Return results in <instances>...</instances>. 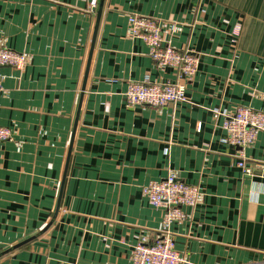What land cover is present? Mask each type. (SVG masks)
I'll return each mask as SVG.
<instances>
[{
    "label": "crops",
    "instance_id": "1",
    "mask_svg": "<svg viewBox=\"0 0 264 264\" xmlns=\"http://www.w3.org/2000/svg\"><path fill=\"white\" fill-rule=\"evenodd\" d=\"M100 1L0 0V45L30 55L1 68L0 264H132L166 213L143 187L170 173L201 191L170 227L185 264H264V172L238 166L264 163V130L240 149L223 128L264 112V0H104L88 65ZM134 14L199 55L186 101L127 106L132 81H182L129 36Z\"/></svg>",
    "mask_w": 264,
    "mask_h": 264
},
{
    "label": "built area",
    "instance_id": "2",
    "mask_svg": "<svg viewBox=\"0 0 264 264\" xmlns=\"http://www.w3.org/2000/svg\"><path fill=\"white\" fill-rule=\"evenodd\" d=\"M91 10L95 11L98 0H91ZM129 36L141 39L149 47V54L158 67L176 68L182 81L155 82L149 75L141 81H132L125 92L128 107L147 105L164 107L172 103L186 101V82L192 79L200 65V57L190 50H182L170 45L163 38L162 27L154 19L142 15H131L128 18ZM175 26H172L174 29ZM239 28L234 33L239 34ZM236 42V38L233 39ZM30 60V55L0 45V90L2 89L1 68L11 66L24 68ZM223 128L226 131V141L244 149L252 145L259 133L264 130V112L240 106L236 111L226 116ZM13 133L10 128L0 125V141L10 140ZM238 166L247 175L256 171L264 172V163L247 162L242 158ZM143 193L154 207L166 209L160 237L153 243L145 239L136 244L132 250V264H185L186 258L174 247L170 230L173 221L184 216L182 206L196 205L201 198L197 186L182 181L176 174L170 173L158 181H151L143 187Z\"/></svg>",
    "mask_w": 264,
    "mask_h": 264
},
{
    "label": "water",
    "instance_id": "3",
    "mask_svg": "<svg viewBox=\"0 0 264 264\" xmlns=\"http://www.w3.org/2000/svg\"><path fill=\"white\" fill-rule=\"evenodd\" d=\"M103 3H104V0H101L100 4H99V7H98V11H97V21H96V27H95V34H94V38H93V41H92V46H91V50H90V54H89L88 65L91 62V57H92V54H93V46H94V43H95L96 32H97V28H98V25H99L101 12H102V9H103ZM86 76H87V73H86ZM60 199H61V196H60ZM60 199H59V201H60ZM29 240L30 239H28L26 241H23L22 243L14 246L12 249H15V248H18V247L22 246L23 244L27 243ZM12 249H10V250H12Z\"/></svg>",
    "mask_w": 264,
    "mask_h": 264
}]
</instances>
